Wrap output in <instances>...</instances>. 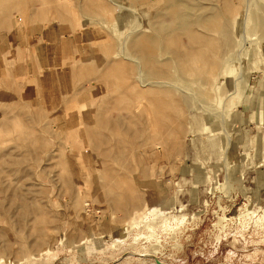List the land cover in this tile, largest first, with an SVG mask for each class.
<instances>
[{
    "label": "rangeland",
    "instance_id": "374dc122",
    "mask_svg": "<svg viewBox=\"0 0 264 264\" xmlns=\"http://www.w3.org/2000/svg\"><path fill=\"white\" fill-rule=\"evenodd\" d=\"M0 264H264V0H0Z\"/></svg>",
    "mask_w": 264,
    "mask_h": 264
},
{
    "label": "bare ground",
    "instance_id": "6f19581e",
    "mask_svg": "<svg viewBox=\"0 0 264 264\" xmlns=\"http://www.w3.org/2000/svg\"><path fill=\"white\" fill-rule=\"evenodd\" d=\"M4 72H6V71H4ZM4 76H6V75H4ZM8 83V82H7ZM99 176V175H98ZM118 179V178H117Z\"/></svg>",
    "mask_w": 264,
    "mask_h": 264
}]
</instances>
